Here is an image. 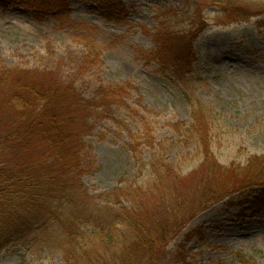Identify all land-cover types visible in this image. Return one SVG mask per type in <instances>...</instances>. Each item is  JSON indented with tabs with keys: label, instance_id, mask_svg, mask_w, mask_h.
<instances>
[{
	"label": "rangeland",
	"instance_id": "1",
	"mask_svg": "<svg viewBox=\"0 0 264 264\" xmlns=\"http://www.w3.org/2000/svg\"><path fill=\"white\" fill-rule=\"evenodd\" d=\"M104 1L66 0L58 17L34 0L0 1V70L55 71L96 102L82 134L81 183L118 210L132 204L127 193L140 195L156 239L167 226L165 248L147 264H264V206L254 213L235 203L251 189L235 192L242 179L257 173L264 183V0H116L127 11L118 19ZM199 28L183 84L165 66L161 36ZM200 108L218 165L187 138ZM216 187L218 201L205 195ZM99 251V264H119L117 248ZM0 264H64L63 252L10 245Z\"/></svg>",
	"mask_w": 264,
	"mask_h": 264
},
{
	"label": "trees",
	"instance_id": "2",
	"mask_svg": "<svg viewBox=\"0 0 264 264\" xmlns=\"http://www.w3.org/2000/svg\"><path fill=\"white\" fill-rule=\"evenodd\" d=\"M32 4L42 15L58 17L69 11L66 0H34ZM102 10L110 19L127 13L116 0H105ZM200 31L161 36V54L167 51L165 66L183 84L190 81L186 76L192 71L194 42ZM95 103L55 71L0 70V251L10 245L27 250L57 245L64 264H99L103 254L99 249L115 247L119 264H147L165 248L158 242L168 233L167 226L157 230L156 239L142 214L140 195L127 193L132 204L118 210L109 195H88L81 183L82 134ZM200 112L204 114L202 108L195 111L197 117L187 129V138L203 143L199 152L204 163L218 165L208 143L207 119H200ZM250 165L247 170L254 172ZM162 166L166 174L172 165ZM151 168L155 178H161L155 159ZM252 175L240 181L235 192L251 189L235 203L255 213L264 206V183L259 174ZM218 192L217 187L206 189L205 195L218 201ZM234 255L242 263L247 258L241 251Z\"/></svg>",
	"mask_w": 264,
	"mask_h": 264
}]
</instances>
